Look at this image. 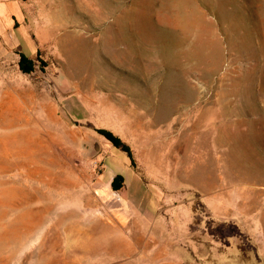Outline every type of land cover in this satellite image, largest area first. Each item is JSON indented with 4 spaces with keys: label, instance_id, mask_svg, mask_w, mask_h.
<instances>
[{
    "label": "rangeland",
    "instance_id": "374dc122",
    "mask_svg": "<svg viewBox=\"0 0 264 264\" xmlns=\"http://www.w3.org/2000/svg\"><path fill=\"white\" fill-rule=\"evenodd\" d=\"M40 4L24 125L0 108V264H149L146 221L118 225L97 180L128 167L161 188L166 166L185 170L197 263L264 264V0ZM209 182L227 192L212 207Z\"/></svg>",
    "mask_w": 264,
    "mask_h": 264
},
{
    "label": "crops",
    "instance_id": "0c3cea01",
    "mask_svg": "<svg viewBox=\"0 0 264 264\" xmlns=\"http://www.w3.org/2000/svg\"><path fill=\"white\" fill-rule=\"evenodd\" d=\"M40 12V0H0V108L7 109L1 117L8 127L23 126L25 122L23 115L19 114L21 85L26 86L23 92L29 93L32 98L34 96L35 85L32 82L25 85L28 80L25 77L28 74L21 70L19 63L22 56L35 62L47 41V37L42 39ZM33 73L32 70L31 74ZM19 133H23V130L17 131L15 135ZM18 139L16 137V140ZM170 168L171 166H166L164 170L168 177L165 180L166 186L158 188L151 183H145L140 175L127 167L130 177L123 181L121 191H124V196L111 188L115 176L105 177L104 172L97 180L103 196L99 195L103 199H111L113 205L111 215L118 225L125 226L131 220H135L136 223L140 220L146 221L145 255L149 264H198L195 245L186 243L193 210L186 206L188 203L184 202L183 191H180L177 182L180 174L183 176L185 171L183 168L176 170ZM199 189L196 186V190ZM220 189L215 182H209L203 190L207 194L210 207L220 204L226 196L225 189ZM181 210L187 214L185 222L180 218ZM218 210L215 212L226 215L224 218L218 217L219 219L233 220L229 217L231 212L227 208L224 212ZM259 225L262 224L256 220L254 257L264 260V247L261 245L263 239L257 234Z\"/></svg>",
    "mask_w": 264,
    "mask_h": 264
},
{
    "label": "trees",
    "instance_id": "16d2710c",
    "mask_svg": "<svg viewBox=\"0 0 264 264\" xmlns=\"http://www.w3.org/2000/svg\"><path fill=\"white\" fill-rule=\"evenodd\" d=\"M32 61L28 60L25 57H21L20 59V68L22 71H24L25 73H30L32 72ZM104 135L110 140L112 141L116 146H119V142L116 138L112 137L110 134L103 132ZM124 148V147H123ZM126 152H129L128 149L124 148ZM123 186V178L120 176H115L114 179L112 180L111 183V188L113 191H119Z\"/></svg>",
    "mask_w": 264,
    "mask_h": 264
},
{
    "label": "bare ground",
    "instance_id": "6f19581e",
    "mask_svg": "<svg viewBox=\"0 0 264 264\" xmlns=\"http://www.w3.org/2000/svg\"><path fill=\"white\" fill-rule=\"evenodd\" d=\"M126 60H127V58H126ZM123 62V61H122ZM150 139H151V137H150ZM190 141V140H189ZM184 142V141H183ZM151 143V142H150ZM152 143H153V141H152ZM188 143V142H187ZM149 144V143H148ZM179 144V143H178ZM150 145V144H149ZM184 145V144H183ZM182 145V146H183ZM186 145V144H185ZM153 146V145H152ZM154 148H155V146H153ZM159 146H157V148H158ZM180 148V147H179ZM175 149V148H174ZM173 149V150H174ZM155 150H156V148H155ZM176 150V149H175ZM153 157V156H152ZM157 158V157H156ZM154 159V158H153ZM194 160L192 161V166L191 167H188V168H186L187 170V172L189 171V172H191V171H193V170H196V158H193ZM157 160V159H156ZM155 160V161H156ZM183 167V166H182ZM184 169V168H183ZM185 171V170H184ZM189 172H188V174H189ZM185 173V172H184ZM114 226V225H113ZM112 226V227H113ZM92 228V227H91ZM81 229V228H80ZM98 229V228H97ZM96 230V229H95ZM93 231V230H92ZM115 232V231H114ZM93 233V232H92ZM95 234V233H94ZM115 234V233H114ZM91 235V234H90ZM116 235V234H115ZM114 235V236H115ZM117 237V236H116ZM114 239V238H113ZM117 240V239H116ZM106 242V241H105ZM108 243V242H107ZM106 246V245H105ZM103 248V247H102ZM115 248V247H114ZM112 249V248H111ZM86 250H87V248H86ZM116 250V249H115Z\"/></svg>",
    "mask_w": 264,
    "mask_h": 264
}]
</instances>
